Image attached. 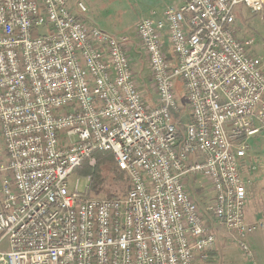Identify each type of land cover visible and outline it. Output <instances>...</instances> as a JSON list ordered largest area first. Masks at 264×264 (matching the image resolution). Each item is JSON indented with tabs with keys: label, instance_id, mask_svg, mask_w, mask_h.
Returning <instances> with one entry per match:
<instances>
[{
	"label": "built area",
	"instance_id": "1",
	"mask_svg": "<svg viewBox=\"0 0 264 264\" xmlns=\"http://www.w3.org/2000/svg\"><path fill=\"white\" fill-rule=\"evenodd\" d=\"M241 6L264 12V0H181L130 41L82 0H0V264H198L213 224L257 264L242 161L264 135V70L236 36ZM97 153L127 177L124 195L71 182Z\"/></svg>",
	"mask_w": 264,
	"mask_h": 264
},
{
	"label": "rangeland",
	"instance_id": "2",
	"mask_svg": "<svg viewBox=\"0 0 264 264\" xmlns=\"http://www.w3.org/2000/svg\"><path fill=\"white\" fill-rule=\"evenodd\" d=\"M85 6L87 7V17L88 15L93 18L94 20L100 22L102 27H105L106 31L110 34L116 36H123L127 37L130 41L134 39V30L136 27L137 22L147 14V11L143 13H138L134 11L137 10V2L130 1L128 2V6L131 8V11L127 9L128 6L122 5L120 0H82ZM123 4H126L123 2ZM243 8L244 11L247 12L249 16H247L244 21L241 22V25L238 26L235 20V29H236V36L241 42H245L248 39H253V44L250 47V53L254 56H258L262 58V65L264 69V25H262L258 21L259 15H251L243 6L239 7ZM148 10V9H147ZM138 13V14H137ZM262 15V14H260ZM89 19V18H88ZM237 19V17H236ZM256 19V20H255ZM90 20V19H89ZM91 21V20H90ZM93 23V22H92ZM95 24V23H94ZM101 27V26H98ZM145 68L144 63L138 62V60L134 64L135 71L140 72L143 75V70ZM145 80V78H143ZM177 91L181 92V85H177ZM152 96L148 93L145 95L147 101L150 102ZM263 139L261 147H256L253 145L254 140ZM254 140H250L248 143V149L246 151V157L242 161V175L243 178L246 180L247 186H249V181H252L251 176L256 174V172L261 171L264 175V138H254ZM95 158L100 157L99 159H95V166L90 167L89 164L86 162L88 167L92 170L98 172L100 176L101 183L98 184L96 187L97 191L94 192L90 189V183L85 184L86 176L84 168L81 172L77 171L71 176V182L78 180L79 182V189L83 191L84 185H87V196L92 198H111L116 196L124 195L128 190V179L125 175L121 177L115 178L113 176L112 170L114 169V163L111 160V155L109 153H97L94 155ZM208 187L197 189L196 195L201 197L204 201L206 198L208 199L211 195L207 192ZM250 198L248 197L247 206H246V218L250 216V212L254 208V203L250 204ZM249 205L250 207L249 212ZM221 227V226H219ZM215 232V231H214ZM220 236L227 238L226 232L219 231ZM216 233V232H215ZM219 235V234H218ZM241 252V251H240ZM211 257V255L209 254ZM246 260V259H245ZM247 261V260H246ZM208 264H214L213 262ZM215 264H226L225 260H221L219 263Z\"/></svg>",
	"mask_w": 264,
	"mask_h": 264
},
{
	"label": "crops",
	"instance_id": "3",
	"mask_svg": "<svg viewBox=\"0 0 264 264\" xmlns=\"http://www.w3.org/2000/svg\"><path fill=\"white\" fill-rule=\"evenodd\" d=\"M130 1H135L138 3L137 10L134 9V11L138 13H143L146 9L145 12L147 11V14L144 15L142 18L147 17L151 13H155V16L159 17L161 16L166 6L181 2V0H120L119 2H122V5L128 6L127 3ZM123 2L126 4H123ZM127 9L131 11V8L129 6L127 7ZM247 16L249 15L246 11H244L243 8H238L236 11L237 19L235 18L236 24L240 26L241 22L244 21ZM88 18L91 20V22L95 23L97 26H101L100 28L106 31L105 27H102V24L100 22L94 20L89 15ZM258 21L262 25H264V12L262 13V15L258 16ZM259 58L262 60L261 57ZM259 138H264V135L259 136ZM251 140H254V138ZM261 140L263 141V139L252 141L253 145L256 147H261ZM251 178L252 181H249V186H247V201L249 197V203H252V205L254 203V208L250 212V207L252 205H249L250 216L249 219L248 217L246 218V221L248 223H261L263 227L257 230L256 232L249 234L245 239V244L253 253L256 263L264 264V175L261 173V171H259L256 172V174H253ZM244 181L246 180L244 179ZM247 183L248 182H246V184ZM212 227L216 232V245L214 249L209 252L211 257L209 256L206 262L199 261L198 264H208L211 262L215 264L219 263L221 260H225L226 264H248L243 256L241 249L239 248L237 235L235 233L225 230L223 227H219V225L213 224ZM221 230L226 232L227 238L223 239V237L220 236L219 231Z\"/></svg>",
	"mask_w": 264,
	"mask_h": 264
},
{
	"label": "trees",
	"instance_id": "4",
	"mask_svg": "<svg viewBox=\"0 0 264 264\" xmlns=\"http://www.w3.org/2000/svg\"><path fill=\"white\" fill-rule=\"evenodd\" d=\"M100 157H97L95 159H99ZM84 168H86L87 171H85V176L86 178H90V189H92L94 192L97 191L96 187L98 186L99 183H101V180H100V176L98 174L97 171H95V169H91L90 167H88V165L86 163H84L79 169L76 170V172L78 171H82ZM85 170V169H84ZM112 174L113 176H116L117 177H121L123 175H125L124 173H122L121 171H119L115 165H114V169L112 170ZM112 198V197H111Z\"/></svg>",
	"mask_w": 264,
	"mask_h": 264
}]
</instances>
